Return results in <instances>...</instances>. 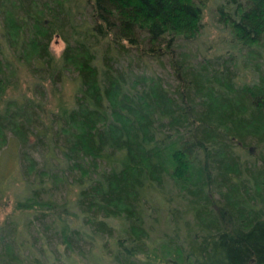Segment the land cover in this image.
Returning a JSON list of instances; mask_svg holds the SVG:
<instances>
[{
	"label": "trees",
	"instance_id": "obj_1",
	"mask_svg": "<svg viewBox=\"0 0 264 264\" xmlns=\"http://www.w3.org/2000/svg\"><path fill=\"white\" fill-rule=\"evenodd\" d=\"M219 4L230 46L264 42V0ZM205 6L0 0V144L15 140L23 178L39 173L45 182L27 188L34 196L19 199L18 210L41 206L61 219L76 212L86 234L110 238L115 252L100 257L115 264H156L166 234L152 238L156 222L171 231L168 264H264V163L238 151L253 143L264 156V79L239 86L229 61L196 69L177 55L202 32ZM56 36L66 45L61 59L51 51ZM141 56L168 57L183 79L172 87L149 78ZM20 67L32 79L25 92L10 81ZM68 73L71 102L49 109L47 87L56 92ZM52 189L64 193L61 202L43 198ZM53 214L67 249H80L85 231L60 227ZM4 230L16 244L18 228ZM10 247L0 234V264L20 262V244L15 254Z\"/></svg>",
	"mask_w": 264,
	"mask_h": 264
},
{
	"label": "rangeland",
	"instance_id": "obj_2",
	"mask_svg": "<svg viewBox=\"0 0 264 264\" xmlns=\"http://www.w3.org/2000/svg\"><path fill=\"white\" fill-rule=\"evenodd\" d=\"M205 9H204V18H203V29L202 32L197 36L194 41H185L181 42V47L177 50V55L179 57H185L187 60H192L193 64L189 62L194 68L207 66V64L213 68V64H217V61L225 63L229 61L228 66H230V71L233 72L234 83H237L239 86L245 85H256L259 83L261 78L264 79V42L254 47H243L238 49L233 48L229 45L231 39L230 35L224 26L219 22L217 15V8L220 5V0H203ZM89 10L85 11L88 12ZM81 20L85 19L87 16H80ZM51 51L53 56H56L57 59H61V54L64 51L66 45L62 38L56 36L51 42ZM141 61L139 62V69L143 71L144 75H147L149 78L152 75H158L162 78L164 82L169 84L172 87H175L178 83V79H183L181 73H174L171 63L168 60V57H164L162 62L152 59L151 57L145 56L140 57ZM219 59V60H216ZM130 58L126 60L125 63H128ZM216 60V61H215ZM187 62V61H186ZM190 64L188 65L190 67ZM135 68L136 64L134 63ZM193 68V67H192ZM17 75L10 79L12 84L18 82L19 90L25 92L27 84L31 82V75L23 67L18 68ZM198 69V68H196ZM140 73V72H139ZM74 76L70 73L67 74L66 79L63 82H58L57 91H51V86H48L49 90V109L56 108L58 102L70 103L71 95L75 91L76 80ZM75 80V81H74ZM56 90V89H55ZM36 141V137H31V146ZM238 151L247 154L248 157H251L250 162L261 161L259 163H264V156L261 155L263 150L260 147L250 143L247 147L241 150L238 148ZM19 149L17 147V142L12 138L8 139L7 142L0 144V231L2 228H18L17 235V246L20 244V249L22 253L20 254V262L15 261L17 264H115L112 261L107 260V258H101L100 256L107 252L111 254L115 252V247L113 242L109 237L103 236L98 238L93 234H86V229L80 226V220L74 211H69L66 219H61L57 211L49 209H43L41 206H36L34 209H17V201L23 197H32L34 194L29 192L27 188L31 187L39 189V184L42 182L38 180V174H34L32 177L23 178L20 172V160L18 159ZM37 160V167H41V161ZM59 172V171H58ZM69 174V172H67ZM36 175V177H35ZM70 175V174H69ZM59 176H62L59 173ZM35 177V178H34ZM35 179V182H34ZM45 183V182H44ZM42 182V184H44ZM61 182H58V188H61ZM49 188H46L47 190ZM62 191L56 194L54 189H52L49 194L43 193V198L52 197L53 204L61 202L63 200ZM55 197V198H54ZM43 199V200H44ZM55 219L58 220V223L61 227V222L68 221L69 227L72 229L79 228L83 229L85 232L86 242L81 239L78 242L80 249L69 250L66 247V244L63 242L62 230L57 227L55 224H51V215H54ZM44 215L46 221L43 223L39 217ZM65 216V215H64ZM43 217V218H44ZM39 218V220H38ZM44 219V220H45ZM159 219L162 220L161 215ZM60 221V222H59ZM50 224L52 226H50ZM163 222L155 223L154 229L151 233L152 238H157L162 233L164 235L165 241L168 242V236H171V231L164 228ZM70 228L67 231L69 234ZM183 233V231H181ZM0 234L5 236L6 242H12L13 248H7V250L12 254L16 249V244L13 240L8 237L7 231H1ZM14 239V238H13ZM165 241L159 242L156 244V264H168L167 252L168 248L165 246ZM19 242V243H18ZM105 245V246H104ZM15 247V248H14ZM101 258V259H99ZM103 259V260H102ZM152 260V259H151ZM154 261V260H153Z\"/></svg>",
	"mask_w": 264,
	"mask_h": 264
}]
</instances>
